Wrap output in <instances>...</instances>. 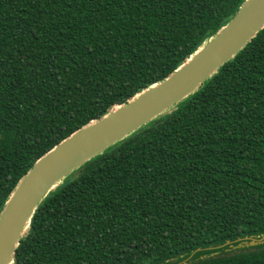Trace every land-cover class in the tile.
<instances>
[{
	"label": "trees",
	"instance_id": "trees-1",
	"mask_svg": "<svg viewBox=\"0 0 264 264\" xmlns=\"http://www.w3.org/2000/svg\"><path fill=\"white\" fill-rule=\"evenodd\" d=\"M245 0H0V213L54 146L165 80ZM49 192L13 264H264V27Z\"/></svg>",
	"mask_w": 264,
	"mask_h": 264
},
{
	"label": "water",
	"instance_id": "water-1",
	"mask_svg": "<svg viewBox=\"0 0 264 264\" xmlns=\"http://www.w3.org/2000/svg\"><path fill=\"white\" fill-rule=\"evenodd\" d=\"M263 27L264 0H245L232 19L165 80L114 106L39 158L19 181L0 213V264H13L15 250L28 230L34 211L62 179L192 94ZM241 242L247 246L263 244L264 235L209 249L232 247ZM198 251L176 264H185Z\"/></svg>",
	"mask_w": 264,
	"mask_h": 264
},
{
	"label": "rangeland",
	"instance_id": "rangeland-1",
	"mask_svg": "<svg viewBox=\"0 0 264 264\" xmlns=\"http://www.w3.org/2000/svg\"><path fill=\"white\" fill-rule=\"evenodd\" d=\"M75 173V171L71 172L69 175H67L64 179H62L58 184L64 183V181H69V179L72 177V175Z\"/></svg>",
	"mask_w": 264,
	"mask_h": 264
}]
</instances>
